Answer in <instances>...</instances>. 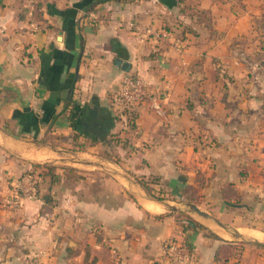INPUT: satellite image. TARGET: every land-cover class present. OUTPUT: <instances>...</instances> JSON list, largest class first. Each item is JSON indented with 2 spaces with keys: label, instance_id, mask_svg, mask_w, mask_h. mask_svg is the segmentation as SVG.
<instances>
[{
  "label": "crops",
  "instance_id": "obj_1",
  "mask_svg": "<svg viewBox=\"0 0 264 264\" xmlns=\"http://www.w3.org/2000/svg\"><path fill=\"white\" fill-rule=\"evenodd\" d=\"M37 10L32 31L21 1L0 0V264L40 252L46 264H167L173 237L192 264H213L222 242L179 213L224 241L263 240L264 0H40ZM117 59L161 96V115L147 104L134 130L109 106L125 73ZM34 164L53 166L56 181L10 209L11 180Z\"/></svg>",
  "mask_w": 264,
  "mask_h": 264
},
{
  "label": "built area",
  "instance_id": "obj_2",
  "mask_svg": "<svg viewBox=\"0 0 264 264\" xmlns=\"http://www.w3.org/2000/svg\"><path fill=\"white\" fill-rule=\"evenodd\" d=\"M24 4V24L26 28L37 31L34 21V13L37 10L40 0H19ZM133 27V26H131ZM136 27V26H135ZM22 28V30L26 29ZM156 39L162 37L158 31L149 32ZM177 51H181L183 46L176 43ZM160 94L149 89L146 81L135 73H124L120 78L117 89L110 95V105L115 115L126 121L128 113L134 109L140 112L147 104H151L155 113L161 115ZM34 177L31 174H24L21 177L11 180L10 196L5 200V204L12 210L20 209L23 202L34 200L37 196L34 186ZM116 256L115 253H113ZM161 256L167 264H192L193 252L184 244L173 238L163 242L161 246ZM23 264H46L44 254L38 253L26 256Z\"/></svg>",
  "mask_w": 264,
  "mask_h": 264
},
{
  "label": "trees",
  "instance_id": "obj_3",
  "mask_svg": "<svg viewBox=\"0 0 264 264\" xmlns=\"http://www.w3.org/2000/svg\"><path fill=\"white\" fill-rule=\"evenodd\" d=\"M108 1L131 2V1H134V0H97L98 3H105V2H108ZM37 15H38V10L35 11L34 18ZM109 99H110V97H109ZM67 106H71V104H67ZM109 106L112 109V107L110 105V102H109ZM65 108H67V107H65ZM73 109H74V105H72L71 114L73 112ZM138 117H139V111L136 110V109H134V110H132V111H130L128 113V117H127V120L126 121L120 119L117 115H115L116 120L121 121L123 124H125V126L129 127L132 130L136 129V121H137ZM77 134L78 135H81L79 132H77ZM120 142L121 141H120L119 138H115L114 139V143L115 144H119ZM53 170H54V168L51 165L34 164V165L31 166L30 170L27 171L28 174H31L35 178L34 179V186L36 187L37 193H38V188H39L40 184L42 183V181L46 177H49L52 181H56L57 178L54 175ZM23 175H21V176H23ZM148 183L149 182H146L144 180H139V184L147 191V193L149 195H151V197L155 198L157 201H162L164 198L163 197H160V196H156L152 192V189L148 186ZM151 183L157 184L155 182V180H152ZM178 217L182 221H184L190 228L200 229L201 231H206V236L207 237L212 238V239H215V240H219V241L222 242V244L215 251L213 264H224V263H227V261H229V259L231 258V256L235 253L236 243L221 240L214 233H212L208 229L204 228L203 226L199 225L197 222H195L193 219H191L189 216H187L184 213H179L178 214ZM173 239L179 241L180 243L184 244L187 248L190 249L187 241L183 237H180V238L179 237H173ZM25 258H26V256L24 257V259ZM24 259H23V261H24Z\"/></svg>",
  "mask_w": 264,
  "mask_h": 264
},
{
  "label": "rangeland",
  "instance_id": "obj_4",
  "mask_svg": "<svg viewBox=\"0 0 264 264\" xmlns=\"http://www.w3.org/2000/svg\"><path fill=\"white\" fill-rule=\"evenodd\" d=\"M252 226L253 224H249V228H251ZM260 226L263 227L262 228L263 230L261 232L264 233V224ZM213 227L216 230H219L220 233L225 234L217 226L213 225ZM244 231L241 230L240 232H244ZM227 235H228L227 241L236 243V246H235V253L231 256L229 261H227V263L224 264H264V239L254 240L247 238V236L245 237L244 235H241L244 237L242 239V238H237L232 234H227ZM258 242L263 245L257 244Z\"/></svg>",
  "mask_w": 264,
  "mask_h": 264
},
{
  "label": "water",
  "instance_id": "obj_5",
  "mask_svg": "<svg viewBox=\"0 0 264 264\" xmlns=\"http://www.w3.org/2000/svg\"><path fill=\"white\" fill-rule=\"evenodd\" d=\"M114 65H115L117 68L121 69L123 72H125V73H129V65H127L126 63H123L121 60L117 59V60L115 61ZM152 199H153V200H156L155 198H152ZM156 201H157V200H156ZM163 205L166 207V209H167L168 211H179V212L184 211V212H186V213H188V214L196 215V216H198V217H200V218H204V219H209V218H210L206 213L202 212L201 210H199V209H198L197 207H195V206H186L185 209H180V208H177V207H174V206H170V205H168V204H163ZM217 225H218L221 229H223V230H225V231H228V230H226V228H224V227L221 226L220 224L217 223ZM234 236L237 237V238H242V239L244 238L243 236H241V234H238V233H234ZM257 244H259V245H263V244H261V243H259V242H258Z\"/></svg>",
  "mask_w": 264,
  "mask_h": 264
}]
</instances>
